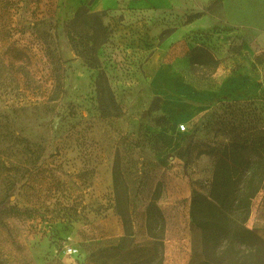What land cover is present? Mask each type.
<instances>
[{
	"label": "rangeland",
	"instance_id": "obj_1",
	"mask_svg": "<svg viewBox=\"0 0 264 264\" xmlns=\"http://www.w3.org/2000/svg\"><path fill=\"white\" fill-rule=\"evenodd\" d=\"M203 3L200 13L117 9L71 24L56 20L54 0H0V202L13 190L0 207V264L146 258L151 202L165 264H200L191 191L209 193L224 143L245 145L246 166L252 139L264 147V0ZM197 46L216 64L193 65ZM99 76L116 107L99 104ZM115 166L132 234L109 256L124 232ZM247 220L264 239V187Z\"/></svg>",
	"mask_w": 264,
	"mask_h": 264
},
{
	"label": "trees",
	"instance_id": "obj_2",
	"mask_svg": "<svg viewBox=\"0 0 264 264\" xmlns=\"http://www.w3.org/2000/svg\"><path fill=\"white\" fill-rule=\"evenodd\" d=\"M87 12V8L81 6L70 23L74 24ZM105 12L99 11L90 15L98 17L105 15ZM72 39L73 37H69L70 42ZM191 55V63L195 66L215 65L217 62L203 46L194 47ZM96 88L99 91L98 101L103 110L109 103L116 107L112 92L103 76H99ZM251 144L255 159L246 166L245 160L242 159V149L245 145L240 141L224 143L214 165L209 193L203 194L195 189L191 191L189 218L201 237L203 259L200 264H264V239L246 225L251 201L264 187L262 150L264 147L256 139H252ZM112 179L115 194L114 209L120 217L124 232L115 245L109 246V256H115L119 249L126 248L132 234L129 194L118 166L113 169ZM16 185L13 183L10 189ZM12 194L13 190L6 194L0 202V207L9 203ZM147 208L148 228L151 237L154 238L153 251L146 258L129 264H165L163 235L162 233L155 235L152 232V223L149 222L151 215H155L160 223V230L163 231L162 213L154 202H151Z\"/></svg>",
	"mask_w": 264,
	"mask_h": 264
},
{
	"label": "crops",
	"instance_id": "obj_3",
	"mask_svg": "<svg viewBox=\"0 0 264 264\" xmlns=\"http://www.w3.org/2000/svg\"><path fill=\"white\" fill-rule=\"evenodd\" d=\"M204 0H54L55 17L58 22L74 18L76 11L85 6L88 13L117 10L131 14L139 12L169 11L180 9L185 12H203Z\"/></svg>",
	"mask_w": 264,
	"mask_h": 264
},
{
	"label": "built area",
	"instance_id": "obj_4",
	"mask_svg": "<svg viewBox=\"0 0 264 264\" xmlns=\"http://www.w3.org/2000/svg\"><path fill=\"white\" fill-rule=\"evenodd\" d=\"M178 131L185 132V126L183 124L179 125V130ZM72 251H73L72 247L68 249L69 253H71Z\"/></svg>",
	"mask_w": 264,
	"mask_h": 264
}]
</instances>
